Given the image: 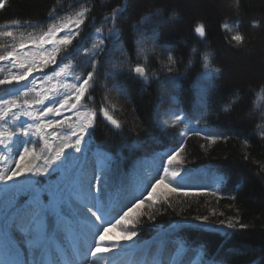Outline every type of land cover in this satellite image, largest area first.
Wrapping results in <instances>:
<instances>
[{"label": "snow or ice", "instance_id": "1", "mask_svg": "<svg viewBox=\"0 0 264 264\" xmlns=\"http://www.w3.org/2000/svg\"><path fill=\"white\" fill-rule=\"evenodd\" d=\"M6 6L8 0H0V10ZM93 7L90 0H78L63 15L50 11L43 26L18 19L0 32V37L14 41L0 44V88L10 90L0 97V264H184L182 257L193 250L181 234L184 229L228 238L248 227L240 216L216 219L224 213L215 208L212 218L181 215L168 227L156 224L158 215L175 211L174 197L220 198L227 182L217 169L211 172V183H197L207 173L191 167L182 155L190 137L201 138L205 143L200 148L205 151L230 139L207 124L213 114L212 93L223 69L214 66L210 53L203 55L195 82L196 101L189 114L179 98L183 74L175 67L177 58L170 47L160 52L159 33L146 27L161 21L142 16L131 23L133 59L120 24L127 3L105 15L101 27L95 26ZM260 23L252 21L253 27ZM21 26L31 31L17 39L15 29ZM194 31L206 37L204 23ZM231 41L243 44L245 36L236 31ZM154 55H164L171 89L167 107L157 106L154 117L161 127L177 129L180 139L167 151L150 155V163L141 161L129 172L122 167L124 148L113 150L96 143L93 133L98 116L117 133L125 129L113 114L109 97L113 91L125 92L126 79L141 85L156 79L148 67ZM101 76L105 94L99 105L89 106L95 104L92 94ZM238 99L234 94L215 114H230ZM141 125H136L137 135L143 131ZM243 143L250 144L247 139ZM144 225L154 230L150 239L141 235ZM154 244L159 254L148 259L145 254ZM169 244L174 255L165 260ZM195 254V264H225L223 257L205 259L203 244L195 247Z\"/></svg>", "mask_w": 264, "mask_h": 264}, {"label": "trees", "instance_id": "2", "mask_svg": "<svg viewBox=\"0 0 264 264\" xmlns=\"http://www.w3.org/2000/svg\"><path fill=\"white\" fill-rule=\"evenodd\" d=\"M232 1V4L219 5L218 9H213V13L207 18H191L184 22L181 21L182 12L171 2L90 0L94 6L92 15L96 27L103 26V17L112 9L127 3V10L122 13L120 24L124 43L133 59L135 52L131 23L142 16L161 21L155 25L149 23L146 27L149 31L155 27L159 33L158 44L161 46L159 51L162 52L165 46L170 47L177 58L175 67L183 74L180 78L179 98L185 112L189 114L193 112L197 91L195 82L202 70L203 55L210 53L214 66L223 69L212 93L213 114L207 120V124L210 128L226 134L230 139L226 143L210 145L205 151L200 148V144L205 142L193 136L189 138L186 153L182 155L187 156L191 167H198L207 173L198 177L200 183H211V172L217 169L226 175L227 182L221 188L220 198L211 195L174 197L172 205L175 211L169 209L166 214L158 215L156 224L168 227L181 215L188 217L209 215L212 218L211 209L215 208L218 213H224V216H218L216 219L240 216L241 223L248 227L232 233L228 238L216 232L184 229L182 236L193 246V250L182 257L184 264H195L197 260L195 247L201 244L207 249L205 259L223 257L225 264H264V136H261V132L264 131V91L261 90L264 88V70L258 69L256 73H248L242 79H239V76L227 78L218 49L226 47L238 54L247 43L254 47H258L260 43L264 45V27L251 35V31L258 28L253 27L252 21L264 19V0ZM77 5L78 0H8V6L0 10V32L7 31L18 19L31 20L43 26L48 22L50 11L55 10L63 15L66 10ZM198 23H204L206 26L204 38H200L194 31ZM225 24L231 31L225 29ZM28 31L31 29L26 26L17 27L16 38L19 39L21 33L26 35ZM91 31V28L86 31L85 39ZM236 31L245 36L243 44L237 45L231 41V36ZM13 42L9 38L0 37V44L10 45ZM256 55L259 56L260 53L256 51ZM244 57L246 60V55ZM164 59V55L149 57L148 67L157 77L149 84L141 85L138 80L126 79L124 93L117 91L111 93L109 102L115 106L113 114L126 125L122 132L113 131L101 117L97 118L93 139L96 143H104L113 150L124 148L122 167L129 172L141 161L150 163V155L167 151L180 139L177 129L161 127L154 117L157 106L160 109L167 107L171 92L162 63ZM99 79L100 86L92 94L95 104L89 106L99 105L105 94L104 78L101 76ZM9 91L0 88V97H6ZM234 94L239 99L234 101L235 106L230 109V114L216 115L217 110L226 106ZM141 122L143 131L137 135L135 128ZM154 137L157 141L153 140ZM245 139L250 142L248 146L243 143ZM245 156L248 159H244ZM7 163L10 165L12 159L10 158ZM232 196L236 199L233 200ZM141 235L145 239H150L154 235V230L149 225H144ZM158 254L159 248L154 244L145 255L151 259ZM140 255L138 254V257ZM173 255V247L169 244L163 259L167 260Z\"/></svg>", "mask_w": 264, "mask_h": 264}, {"label": "rangeland", "instance_id": "3", "mask_svg": "<svg viewBox=\"0 0 264 264\" xmlns=\"http://www.w3.org/2000/svg\"><path fill=\"white\" fill-rule=\"evenodd\" d=\"M158 2H171L176 5L182 12L181 21H189L191 18H207L213 9H218L219 5L232 4V0H196V3L191 6L186 0H157ZM150 2V1H149ZM173 15V14H171ZM264 27V19H262L260 26L257 29L251 31V35H254L257 31ZM254 39V38H253ZM256 39V38H255ZM221 63L226 69L227 78L238 77L242 79L248 73H256V70H264V45L260 43L258 47L252 46L250 43L244 45L237 54L235 50L228 49L226 47H219ZM256 51L260 55H256ZM242 56H241V55ZM246 55L247 59L245 60ZM232 69L229 72V69ZM213 129V128H211ZM215 130V129H214Z\"/></svg>", "mask_w": 264, "mask_h": 264}, {"label": "bare ground", "instance_id": "4", "mask_svg": "<svg viewBox=\"0 0 264 264\" xmlns=\"http://www.w3.org/2000/svg\"><path fill=\"white\" fill-rule=\"evenodd\" d=\"M186 2L188 3V4H191V6H193L195 3H196V0H186ZM232 71V69L230 68L229 69V72H231Z\"/></svg>", "mask_w": 264, "mask_h": 264}]
</instances>
